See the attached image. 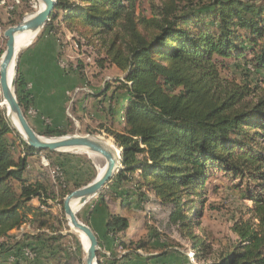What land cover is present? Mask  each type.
I'll return each mask as SVG.
<instances>
[{
	"label": "trees",
	"instance_id": "16d2710c",
	"mask_svg": "<svg viewBox=\"0 0 264 264\" xmlns=\"http://www.w3.org/2000/svg\"><path fill=\"white\" fill-rule=\"evenodd\" d=\"M57 1L43 33L56 35L63 26L78 42L99 44L106 55L99 65L109 61L124 75L110 96L113 106L120 101L117 94L123 96L119 109L110 108L113 116L119 112L120 129L100 125L122 148L123 168L105 186L109 190L98 195L108 210L104 234L113 248L134 244L121 236L129 219L110 211L107 196L115 193L121 205L131 208L134 186L140 191L137 197L145 196V188L171 207L170 222L190 230L198 257L209 246L194 232L192 216L195 205L203 203L209 177L221 171L253 202L259 223L252 229L238 227L241 242L209 264H264V0ZM231 61L244 62L262 78L252 84L224 76ZM81 68H74L80 76ZM27 85L19 67L17 96L25 114L35 105ZM112 85L106 83L105 94ZM5 113L0 107V264L81 263V243L65 242L64 219L51 210L49 200L56 193L50 177L27 171L28 158L45 153L65 175L61 161L75 155L30 147ZM36 131L48 136L70 132L65 125H43ZM27 223L33 233L12 234ZM149 243L141 241L134 249H148ZM99 264L131 263L127 254L111 252Z\"/></svg>",
	"mask_w": 264,
	"mask_h": 264
},
{
	"label": "rangeland",
	"instance_id": "374dc122",
	"mask_svg": "<svg viewBox=\"0 0 264 264\" xmlns=\"http://www.w3.org/2000/svg\"><path fill=\"white\" fill-rule=\"evenodd\" d=\"M38 7L37 0L28 3L21 0H0V50H5L7 47L5 31L10 26L21 22L26 15L36 12ZM12 10H15V14L11 12ZM11 18L15 20V24H9ZM43 30L39 32L30 45L21 49L18 61L19 67L22 56L44 36ZM56 36L57 40L63 44L59 51L58 63L65 74V85H71L66 93L67 102L64 116L61 118V115H58L57 119L61 118L62 125L67 126L70 130L67 133L68 135H97L116 144L114 137L105 129L100 128V125L101 123L108 126L113 124L115 129H120L119 112L116 110L113 116L110 113V108L112 106V108L119 109L118 104L123 100V96H121V93L117 94L120 101L114 103V106L111 105L110 96L115 84H117L116 80L118 78L123 79V73L109 61L105 62L104 67L99 65L98 60L106 56L104 49L102 51L98 50L99 44L97 47L88 45L83 39L78 42L80 39L78 37L74 38L63 26ZM80 64H82L81 76L77 70H74V68L80 67ZM247 68L244 62L231 61L230 70L224 71L223 75L231 79L234 78L238 82L251 80L252 84L255 80L262 78L260 75L248 71ZM110 82L114 85L105 94V85ZM1 101L2 97L0 95ZM0 107L3 110L5 109L2 106ZM7 112L8 110L5 114L12 128L24 141L14 128ZM26 115L31 125L37 129L35 122L38 111L35 105ZM41 122L46 125L53 124L52 118L44 117ZM16 153L19 154L18 151ZM74 155L72 159L61 161L64 170L67 171H64L65 175L61 172L60 166L53 164L45 153L30 156L27 161V171L36 174L45 173L54 184L56 196L54 199L49 200V204H51L52 212L64 219L62 232L69 235V237H66L65 242L71 246L74 245L75 241L81 242L78 235L69 226L64 211L66 196H62L61 193L64 190H75V184H82L81 186H83L92 181L97 176L101 166L99 162L97 163V160L90 157V154L76 153ZM58 177L61 178L60 181L57 179ZM65 179L68 183L65 182ZM235 184L236 182L227 178L221 171L209 177L203 191L204 196L200 199L203 203L195 205V207H198H196L194 213H199V215L193 213L192 216L197 223L194 232L209 246L206 251L199 252L198 257L196 254L198 248H194L195 240L188 235L190 230L186 231L181 226L171 223L169 219L171 207L161 203L152 192L145 188L142 189L145 196L139 198L137 195L140 191L131 186V208L130 204L121 205L122 199L116 198L115 193H110L106 199L112 213H120L129 219L130 225L125 232L121 233V236L128 244H134V247L115 249L112 246V241L105 237L104 232L100 233L105 225L104 221L108 210L100 203L98 196L86 203L77 215L79 219L91 225L100 238L103 239L99 245L98 259L104 255L110 256L111 252H116L119 257L121 254H127L131 264H209L217 259L220 253L231 251L236 244L241 242V237L237 231L238 227L244 225H248L251 229L258 227L259 219L254 212L253 202L246 199L242 192L235 187ZM103 190L108 191L109 189L105 187ZM118 192L123 196L125 194L122 190ZM32 204L38 205L39 202L34 199ZM191 211H194V209H191ZM25 232L33 233L34 229L27 223L23 224L20 229L14 230L12 234L20 238ZM141 241H150L148 249H134ZM9 261L13 262L14 258H9ZM73 264H86L83 250L82 262L80 263L76 259Z\"/></svg>",
	"mask_w": 264,
	"mask_h": 264
},
{
	"label": "water",
	"instance_id": "95a60500",
	"mask_svg": "<svg viewBox=\"0 0 264 264\" xmlns=\"http://www.w3.org/2000/svg\"><path fill=\"white\" fill-rule=\"evenodd\" d=\"M37 1L43 4L41 9L34 12L28 19L24 18L18 24L10 26L4 33L7 38V47L0 59V86L2 89V101L0 102V106H2L3 103L9 104L10 113L16 116L19 127L15 126L13 122L12 124L21 138L30 147L37 150H50L58 153H86L90 155L96 153L105 156L106 163L104 169L98 172L97 176L92 181L76 188L66 195L64 199V211L69 226L72 229L83 231L89 239V246L85 254V263L99 264V237L91 225L79 219L77 211L80 206L85 205L91 199L98 196L107 183L113 179L115 174L123 168L121 156L122 148H119L116 144L112 146L109 145V140L97 135H42L36 131L28 120L19 102L16 89L19 53L23 48L21 45L17 44V36L20 34H28L34 39L51 20L53 12L58 4L57 0ZM11 65L14 66L15 71V77L12 81L13 87H11L9 82V69ZM10 113L8 112V117H10Z\"/></svg>",
	"mask_w": 264,
	"mask_h": 264
},
{
	"label": "crops",
	"instance_id": "0c3cea01",
	"mask_svg": "<svg viewBox=\"0 0 264 264\" xmlns=\"http://www.w3.org/2000/svg\"><path fill=\"white\" fill-rule=\"evenodd\" d=\"M57 36L45 33L20 61V70L27 81V88L35 99V107L38 111L36 128H42L41 119L52 118L54 125H62L66 93L70 84L65 85V74L59 66V51L61 50ZM61 118L57 119V116ZM43 123V124H42ZM105 233V226L100 233ZM105 235V234H104Z\"/></svg>",
	"mask_w": 264,
	"mask_h": 264
},
{
	"label": "bare ground",
	"instance_id": "6f19581e",
	"mask_svg": "<svg viewBox=\"0 0 264 264\" xmlns=\"http://www.w3.org/2000/svg\"><path fill=\"white\" fill-rule=\"evenodd\" d=\"M38 4H39V7H38L37 11L43 7V4L40 3L39 1H38ZM32 14H33V12L26 15L25 19H28ZM32 39L33 38L31 37V35L20 34L17 36V44L21 45L24 48L31 43ZM14 77H15L14 66L11 65V67L9 69V82H10L11 87H13L12 81H13ZM0 95L2 97L1 86H0ZM2 107H4L10 113V106L8 103H3ZM10 118H11L10 120H12V122L15 124V126L19 127L16 116L10 113ZM107 140H109V139H107ZM113 144L114 143L112 141L109 142V145L112 146ZM90 157H92L94 160H97V163L99 162V164H101V166L99 168V172L102 171L104 169L105 163H106L105 156L102 154H96L95 153V154H91ZM73 206H74V204H73ZM83 206H80V208H78L77 213H79V211L82 209ZM73 231L78 235V238H79L81 245H82V250H83L84 254H86L87 248L89 246V239H88L87 235L81 230L73 229Z\"/></svg>",
	"mask_w": 264,
	"mask_h": 264
},
{
	"label": "built area",
	"instance_id": "2783aa9c",
	"mask_svg": "<svg viewBox=\"0 0 264 264\" xmlns=\"http://www.w3.org/2000/svg\"><path fill=\"white\" fill-rule=\"evenodd\" d=\"M17 1H20V0H17ZM26 254H27L29 257H31V258L34 257V255H33L30 251H28V250H27Z\"/></svg>",
	"mask_w": 264,
	"mask_h": 264
}]
</instances>
